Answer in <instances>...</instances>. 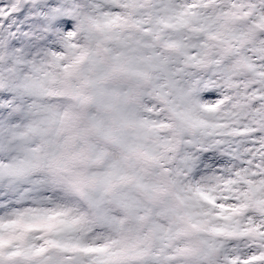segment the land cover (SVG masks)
<instances>
[{"label": "snow or ice", "instance_id": "snow-or-ice-1", "mask_svg": "<svg viewBox=\"0 0 264 264\" xmlns=\"http://www.w3.org/2000/svg\"><path fill=\"white\" fill-rule=\"evenodd\" d=\"M0 264H264V0H0Z\"/></svg>", "mask_w": 264, "mask_h": 264}]
</instances>
